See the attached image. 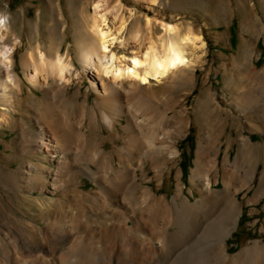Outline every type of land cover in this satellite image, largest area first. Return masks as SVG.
<instances>
[{
    "label": "bare ground",
    "instance_id": "obj_1",
    "mask_svg": "<svg viewBox=\"0 0 264 264\" xmlns=\"http://www.w3.org/2000/svg\"><path fill=\"white\" fill-rule=\"evenodd\" d=\"M106 2H94V12L88 17L91 42L79 51L89 88L97 94L93 105L88 97L82 106L66 99L65 88L59 83H69L76 73L69 54L59 52L50 59L42 52H31L27 57L33 69L28 78L34 86L46 78L58 87L52 88L47 104H42L45 110H53L52 119L38 122L37 140L25 137L31 158L11 181L18 197L38 209H24L17 219L6 212L0 214V264H112L111 252H117L113 264L122 260L131 264H264L262 241H254L236 254H230L229 247L244 210L239 194L258 178L259 154L251 138L245 139L242 149L243 176L240 169H228V164L221 172L219 150L212 144H200L189 194L181 170L176 175L174 196L160 194L167 171L171 173L179 164L178 139L189 124L186 110L170 114L163 108L165 101L159 91L175 93L195 82L198 68H204L203 39L190 29L184 33L181 27L166 24L161 45L150 38L143 46L144 39L136 32L130 38L135 43L131 46L129 39L106 28L109 15H119V10L110 12ZM2 19L0 16V32L5 31L0 66L8 76L5 81L0 74L4 98L11 91L9 83L16 82V46H11L10 29ZM125 28L126 22H121L119 33L123 35ZM117 44L128 53L120 55ZM253 73L264 84V69L254 68ZM79 76L76 73L77 79ZM255 93L237 97L236 104L243 108L246 119L264 102V94ZM0 105L1 110H7ZM213 105L217 117L208 112L200 117L210 139L223 113L229 114L211 92L203 106ZM86 110L88 122L81 119ZM242 119L235 120L240 124ZM90 128L99 129L100 136L106 128L111 141L121 140V144L106 151V138L95 140L88 134ZM47 160L56 164L55 170L41 163ZM82 176L92 180L96 192L80 189ZM154 179L159 192L144 186L146 180ZM219 184L223 187L216 188ZM256 188L255 197L248 198L249 205L264 197V168ZM35 192L41 197L28 196Z\"/></svg>",
    "mask_w": 264,
    "mask_h": 264
},
{
    "label": "rangeland",
    "instance_id": "obj_2",
    "mask_svg": "<svg viewBox=\"0 0 264 264\" xmlns=\"http://www.w3.org/2000/svg\"><path fill=\"white\" fill-rule=\"evenodd\" d=\"M95 1L0 0V16L10 29L11 46H16L13 54L16 82L9 83L11 91L7 97L1 96L4 91L0 82V104L7 108L6 111L0 109V117L3 119L0 123V214L6 212L17 219L16 215L21 216L24 209H33V206L38 209L33 202L24 203L18 197L11 181L17 179L19 170L31 158V153L26 152L29 141L26 143L25 137L37 140L38 122H50L52 119L53 110H45L42 104H47V96L58 85L45 78L40 86H34L28 78L33 70L26 61L28 55L31 52H42L50 59H55L59 52L69 54L76 73L80 76L77 79L75 73L69 83H59L65 88L67 101H76L80 106L87 97L91 105L96 101L97 94L89 88L88 78L83 73L79 59V51L86 49L91 42L87 32L88 17L94 12ZM106 6L110 12L119 10L118 16L109 15L106 28H110L122 39H129L131 46L135 43L130 38L136 32L142 35L143 46L149 44L150 38L161 45L165 40L166 24L177 25L184 33L190 29L201 36L206 46L204 68H198L195 82L180 90L176 89L175 93L159 91L165 101L163 108L170 114L186 110L189 124L188 130L178 139L181 152L179 164L171 173L167 171L160 194L169 198L174 196L177 188L176 175L180 170L183 172L182 181L186 193L189 194L188 190L192 187L190 176L195 168L200 144H212L219 150L221 172L222 167L228 164L231 167L228 169H240L243 176L246 166L243 165L242 149L245 139L251 138L259 154L258 178L253 186L239 194L244 210L240 223L229 240L230 254H236L254 241L264 242V197L255 205L247 204L248 198L256 195V187L264 168V102L250 111L248 119L243 108L236 104L237 97L243 96V93L247 96L252 91L256 95L264 94L262 79L253 73L254 68L257 71L264 69V0H107ZM121 22H126L123 35L119 33ZM4 33L5 31L0 32V48L3 47ZM116 47L119 48L120 55L128 53L119 44ZM0 74L3 80L8 79L1 66ZM211 92L215 93V101L219 107L229 112L223 113L222 122L216 123L213 139L203 130L200 118L204 112L214 117L219 115L216 105L209 108L203 106ZM239 116L243 118L240 124L235 120ZM88 117L86 110L81 119L88 122ZM253 123L256 127H252ZM94 129H87L88 134L91 133L99 142L106 138V151H114L115 144H121V140H116L115 144L111 141L110 132L106 128H103L101 136L99 129ZM119 130L121 133L120 125ZM34 161L38 163V160ZM41 163L53 170L56 168V164L50 160ZM147 170L149 177H153L154 172L149 167ZM139 174L143 180V175ZM46 176L50 177L48 174ZM158 184L156 179L144 182L145 187L150 185L157 192ZM79 186L85 193H94L98 189L85 176L81 177ZM215 187L222 188L223 185ZM28 196L41 197L38 192L35 195L29 193ZM110 255L113 264L117 252H111ZM128 261L122 260L121 264H131Z\"/></svg>",
    "mask_w": 264,
    "mask_h": 264
}]
</instances>
